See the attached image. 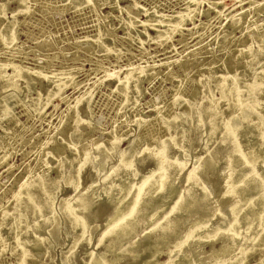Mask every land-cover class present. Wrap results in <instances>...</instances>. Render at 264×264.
Wrapping results in <instances>:
<instances>
[{
	"label": "rangeland",
	"instance_id": "1",
	"mask_svg": "<svg viewBox=\"0 0 264 264\" xmlns=\"http://www.w3.org/2000/svg\"><path fill=\"white\" fill-rule=\"evenodd\" d=\"M18 1L7 2L6 17H12L11 11L18 8ZM23 1L27 10L14 16L18 51L5 49L0 41V62L11 61L30 71L25 79H19L17 88L9 87L0 79V97H10L6 100L9 114L0 117V264H19L22 255L14 249L17 238L9 213L14 211L16 196L24 184L37 176L48 183L57 207L80 189L79 193L89 189L93 177L92 187L98 188L100 196L86 214L83 231L72 228L67 219L61 217L45 240L44 229L49 221L41 217L37 224L42 222L36 230L32 228L36 223H30L23 231L24 235L18 238L27 243L29 250L24 264H88L93 256L104 251L107 244L108 238L100 241L106 228L108 208L113 205L106 198L111 196L117 201L123 192L114 186L118 173L114 172L110 180L102 181L116 164L113 157L105 158V169L97 176L93 175L90 163L78 173L77 167L85 152L96 144L110 149L114 140L119 143L113 151L124 150L131 140L130 156L134 165L129 174L123 175L129 176L134 185L150 175L154 162L143 149L157 150L169 137L164 120L206 104V101L201 102L205 86L212 98H218L214 79L221 74L236 76L240 89H247L260 76L264 77V0H89L79 5L76 4L78 0ZM187 9L192 19L183 22L176 31L165 30L167 20L153 25L143 23L146 16L151 20L157 16L165 18ZM157 30L164 31L162 36H157ZM254 53L263 59L249 68L247 64ZM10 72V69L6 70L7 74ZM126 73L132 77L126 91L122 92L117 88V82ZM66 74L72 76L71 84L55 88L53 81ZM48 91L52 93L46 98ZM259 93L257 91L253 98L263 105L264 91ZM249 97L247 93L245 98ZM177 99L179 104H175ZM1 108L0 103V112ZM217 112L222 118L229 114L226 101L220 102ZM251 118L256 121L258 116L253 114ZM192 126L191 123L186 138L184 127L174 131L175 148L170 156H176L182 150L184 165L178 176L171 175L166 184L174 183L179 192L186 189L184 180L188 172L220 138L216 134L211 141H205L208 128L193 131ZM240 143L246 150L250 149L254 143L252 135L241 137ZM222 154L214 155L216 160L219 159L214 164L216 168L203 164L197 176L206 182V204L213 203L217 210L225 208L220 205L225 201V196L222 198L227 190L224 181L229 174L228 169H223ZM59 163H62L61 168ZM263 165L257 163L258 172ZM133 171L137 173L135 177ZM164 174L161 172L160 176ZM63 178L68 184L61 183ZM72 182H76L75 188ZM175 199H157L147 210L150 212L157 205L160 213L169 212ZM123 203L125 200L120 207ZM172 212L169 214L173 215L175 211ZM197 213L201 215V209ZM218 219L221 218L213 216L208 223H216ZM142 221L133 235L134 239H139L136 256L111 260L123 246V242L115 243L112 251L105 253L107 264H137L147 259L167 264L166 247L171 251L173 244L169 239L167 244L163 243L165 245H155L154 238L159 235V230L144 236L148 225ZM189 221L181 219L183 226L178 233L185 231ZM36 239L45 242L42 246H34ZM220 244L221 240L212 245L204 243L202 258L206 260L210 249H217ZM244 264H264V243L248 250Z\"/></svg>",
	"mask_w": 264,
	"mask_h": 264
},
{
	"label": "bare ground",
	"instance_id": "2",
	"mask_svg": "<svg viewBox=\"0 0 264 264\" xmlns=\"http://www.w3.org/2000/svg\"><path fill=\"white\" fill-rule=\"evenodd\" d=\"M8 1L2 0L0 2V41L5 49L18 51L13 29L15 23L14 16L17 13L25 12L27 7L23 0H19L18 8L11 11L12 17L9 18L5 16ZM86 1L89 0H78L76 4L79 5ZM143 11L146 12V10ZM176 16L178 19H175ZM176 16H167L165 18L157 16L153 20L150 18L147 19L148 16H146V20L143 23L153 25L155 22L159 23L167 20L168 23L165 30L172 32L178 30L183 22L192 19L188 9L186 12L177 13ZM127 18L129 19L130 16L128 15ZM163 33L164 31L157 30V36H162ZM262 59L263 57L260 54L254 53L247 65L249 68H253ZM9 69L11 72L7 74L6 70ZM34 71L36 73H42L39 70ZM29 72L26 67L19 66L11 61L0 62V79L4 80V83L8 84L9 87L17 88L19 79H25ZM66 75L64 77L62 76L61 79L53 81L55 88L71 84L70 80L72 76L70 74ZM131 77L130 73H126L123 78L118 80L117 88L122 92L126 91ZM47 79L51 81L50 77H47ZM214 83L219 91L218 98H212L205 86L201 102L206 101V104H200L188 113H176L171 118L163 121V125L168 129L170 135L161 142L157 150H152L147 147L143 149V151L147 152L148 159L153 160L154 169L150 175L141 178L137 184L134 185L133 180L129 176L126 175L127 177H125L123 175L125 173L129 174V171L134 165L133 157L130 156L131 140L127 142L124 150L113 151L119 143L118 140H114L112 142V148L110 149L96 144L93 149L85 152L83 160L77 167L78 173L83 166L90 163L93 169V175L97 176L105 169V158L113 157L116 164L110 170L108 169L109 171L104 175L105 177H103L102 181L106 182L111 179L112 173H118V181L114 186H117L119 191L123 192V195L119 197L117 195V201L111 198V196L106 198L107 202H112L113 205L108 208L106 228L100 241L108 238L107 244L105 245L104 251L97 257L93 256L88 264H107L105 253L111 252L112 245L115 243L121 244L123 242V246H121L119 252L111 260L115 261L124 256L130 258L135 257L139 239H134L135 237L133 235L136 226H139L138 223L144 218L143 216H146L143 221L145 220V223L148 225V230L144 236L153 233L157 229L159 230V235H155V245L167 244L169 239L173 244L171 251L166 247L169 253L166 261L167 264H244L248 250L260 243H264V165L260 172L256 168L257 163L262 162L264 164V104L262 105L259 99L253 98V95L257 91H260L259 94H261V91H264V77L260 76L257 82L250 85L247 89H240L236 76L228 73L217 76L214 79ZM4 86L2 87L6 88ZM51 93H47L46 98L51 96ZM247 93L250 97L246 99L245 95ZM258 97L260 98V96ZM6 100H10V97L7 95L0 97V103L2 105L0 117L9 114ZM222 101H226V107L229 111V114L225 118H222L219 112H217V108ZM179 102L177 99L175 104H179ZM35 110L38 111L37 109ZM253 114H257L258 116L256 121L251 118ZM74 120H76L75 116ZM136 123L139 124V121L136 120ZM191 123L193 124V131L201 127L208 128L205 133V141H211L216 134L220 138L214 147L205 153L204 157L199 161V164L188 172L184 180L186 189L179 192L174 183H170L169 185L166 183L171 175L174 177L176 175L178 176L177 173L183 168V151L180 150L176 156L172 154L170 156V152L175 148L174 131L180 126L184 127V130H186L184 138H186L187 131L191 129ZM249 134L252 135L254 143L250 149L246 150L241 146L240 139ZM220 152L223 153L221 156L224 164H222L223 169H228L229 174L225 177L224 181L227 190L222 198L225 196L223 198L225 201L221 198L223 205H220L225 206V208L221 207V210H217L214 208L215 205L213 206V203L206 204V200L208 201V189L204 185L206 182L203 183L197 176L201 173L203 164H208L209 167L213 165L214 167V164L218 163L219 159L216 160L214 155ZM58 166L61 168L62 163H59ZM161 172H165V174L160 176ZM136 175L137 173L133 171L132 176L135 177ZM114 178H117V176ZM94 179L95 177H93L92 181L89 179V189L79 193L81 191L80 189L77 193L73 194L71 199L64 201L61 207L59 204L58 207L54 206L53 194L49 190L48 183L42 177L37 176L32 181L24 184L16 196L14 211L9 213L17 238L14 249H18L22 255L19 259V264H24L29 250L27 243L21 241L22 238L21 240L18 238L20 235H24L23 231L32 222L36 223V226L32 228L34 230L38 229L37 226L42 221L39 224L37 223L41 217L49 221L46 228H43L45 240L50 237V233H53L61 217L67 219L72 228L79 231H83L86 228V214L95 199L100 196V192L97 190L98 188L96 189L95 185L92 187L95 182ZM61 183L68 184L64 178ZM71 185L75 188L76 182H72ZM230 197L236 198L232 201H229V199L227 200L229 202H227L226 199ZM164 198L177 199L171 204L170 202L168 203L170 204L169 212L175 211L173 215H171L173 212L170 214L166 211L160 213V206L157 207V205V208H152L154 210L150 212L147 210L148 206L153 207L155 200H163ZM123 200H125V203L120 207ZM199 209H201V215H197ZM213 216L221 219H218L219 221L216 223H208L209 219ZM194 217L196 218L194 219ZM182 218H186L187 221H189L188 218L191 219L185 231L178 233L183 223L180 222ZM216 240H221L220 246L217 249L212 247L205 260V257L202 258L201 252L203 244L207 242L212 245ZM44 242L36 239L32 245L42 246ZM247 243H250L249 247H247L249 244L246 246ZM72 253L74 252L72 251ZM157 262H150L147 259L137 264H159Z\"/></svg>",
	"mask_w": 264,
	"mask_h": 264
}]
</instances>
